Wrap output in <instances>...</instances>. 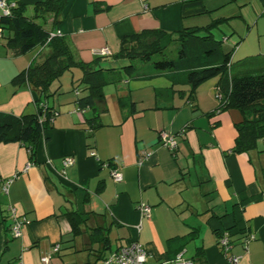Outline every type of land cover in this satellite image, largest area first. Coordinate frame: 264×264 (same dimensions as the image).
I'll list each match as a JSON object with an SVG mask.
<instances>
[{
	"label": "crops",
	"instance_id": "0c3cea01",
	"mask_svg": "<svg viewBox=\"0 0 264 264\" xmlns=\"http://www.w3.org/2000/svg\"><path fill=\"white\" fill-rule=\"evenodd\" d=\"M14 1L24 3L32 17L41 0ZM248 6L256 17L264 0H68L58 22L53 24V14L37 19L47 31L62 33L77 61L113 68L94 76L115 81L102 87L92 106L81 107L78 99L89 89L81 82V67L73 66L43 99L55 114L34 155L22 142H0V264H40L55 244L59 250L47 264H105L112 249L134 240L147 250L145 264H173L178 254L192 264H233L227 255L240 256L236 264H264V137L249 150H234L236 124L252 113L218 110V77L190 92L182 71L136 73L138 67L123 68L127 61L118 65L125 36L143 30L204 32L217 19V27L235 19L251 22ZM223 40L233 56L229 38ZM102 48L106 55L96 53ZM49 50L45 43L16 54L5 34L0 36V112H36L38 92L13 81ZM238 56L241 66L233 73L231 64L232 74L264 71L262 65L244 66L254 55ZM160 131L182 132L174 151L161 145ZM66 156L74 163L63 168ZM116 166L120 182L111 176ZM85 195L89 217L74 234L67 212L80 208ZM140 202L150 205L149 218L138 211ZM8 205L29 221L18 237L10 234ZM221 231L230 241L226 256L218 245Z\"/></svg>",
	"mask_w": 264,
	"mask_h": 264
},
{
	"label": "trees",
	"instance_id": "16d2710c",
	"mask_svg": "<svg viewBox=\"0 0 264 264\" xmlns=\"http://www.w3.org/2000/svg\"><path fill=\"white\" fill-rule=\"evenodd\" d=\"M67 3L68 0H41L34 4V15L29 17L25 14L26 5L15 1L10 15H0V26L6 43L16 54L25 53L39 44L46 43L50 48L42 62L30 64L15 76L13 81L19 84L27 83L38 92L40 97L37 100L36 112L21 115L0 112V142H22L29 148L31 156L35 153L40 133L48 126L53 116V111L43 99L50 96L51 84L64 71L73 66H79L83 70L81 82L87 84L89 94L78 99L81 107L92 106L102 87L115 81L106 75L94 76L95 73H103L104 70L113 68H96L95 62L77 61L63 36H54L48 40L52 31H47L37 19L46 14H53V24L58 22V17ZM105 8L97 6L95 9ZM219 20L206 26L204 32L198 29H182L173 32L143 30L133 33L121 39L118 55L140 62H151L158 71L184 72L190 92L203 81L218 77L217 90L222 95L218 110L236 108L242 113H252L250 118L245 116L242 122L236 124L234 150L246 151L255 147L257 139L264 137V71L243 74L230 72L233 48L226 47L224 40L216 39L212 33ZM175 41L179 44L176 51L174 48L170 49ZM167 52H176V57L173 54L175 58L172 59H152L155 54L162 55ZM123 68L132 71L136 69V65L130 61ZM87 199L85 195L80 208L67 212L74 234L81 232L82 226L87 224L89 213L83 209ZM99 240L107 243V237L101 236Z\"/></svg>",
	"mask_w": 264,
	"mask_h": 264
},
{
	"label": "built area",
	"instance_id": "2783aa9c",
	"mask_svg": "<svg viewBox=\"0 0 264 264\" xmlns=\"http://www.w3.org/2000/svg\"><path fill=\"white\" fill-rule=\"evenodd\" d=\"M15 6L14 0H0V15L8 16L11 14L12 8ZM4 34L3 29L0 27V36ZM54 36H62V33L57 30L55 32H50L48 36V40ZM99 55H106L108 53L107 48H102L96 51ZM217 98L221 99L222 95L220 91H216ZM55 113L53 112V115ZM52 120V118H51ZM182 132L178 134H171L167 131H160L159 132V139L162 146L168 148L170 151H174L177 147L178 135H181ZM95 155L94 153H92ZM74 163V158L72 156H66L61 160V164L63 168L68 167ZM111 176L115 182H120L122 180V174L118 166L111 169ZM11 179L6 180L3 183L2 189L3 192L7 193L9 182ZM137 209L140 214L145 217L149 218L151 214V207L146 202H140L137 205ZM7 213L9 218L11 219L10 225V234L12 237H18L22 234L23 228L29 222L24 216L18 214L17 209L12 206L8 205ZM253 235L248 236L245 242L249 239H252ZM218 245L221 248L222 253L226 256L227 251L230 248V241L228 235L225 231H221L219 238H218ZM59 249V245L55 244L50 253L44 254L40 257V264H47L50 258V255L54 252H57ZM227 260L233 264H236L240 258V256H226ZM147 260V250L145 247L138 242L137 240L131 241L124 245H120L115 249H112L110 253L104 257L103 261L105 264H145ZM173 264H192L191 260L184 259L181 254L176 255L175 259L173 260Z\"/></svg>",
	"mask_w": 264,
	"mask_h": 264
},
{
	"label": "rangeland",
	"instance_id": "374dc122",
	"mask_svg": "<svg viewBox=\"0 0 264 264\" xmlns=\"http://www.w3.org/2000/svg\"><path fill=\"white\" fill-rule=\"evenodd\" d=\"M261 11L257 12L256 17H254L256 9L252 8L251 6H248L247 11L248 15L253 16V21L248 22L247 19L244 21L242 19H235L229 24H221L219 27H216L213 30V34L216 39H222L223 36L229 38L227 43L234 47V53H233V62L231 66V71L235 73L238 68L241 66L238 64L237 57L240 54H251L254 55L253 60L247 62L244 66L247 68H255L258 66H264V18H262L258 24H255L256 21L264 16L261 15V12H264V8H260ZM254 14H253V13ZM226 34V35H224ZM225 43V41H223ZM177 46H179L178 42L175 41L170 46V49L174 48L176 51ZM176 57V52H167L164 54H155L153 55V60H162V59H172ZM236 54V57H235ZM236 58V59H235ZM122 60H119L118 65L120 63H125L128 65L130 61L136 65V73L140 72H150L154 70V66L151 62L143 63L138 62V60L135 59H128V58H120ZM142 63V64H140ZM140 65V66H139ZM106 67V65H105ZM252 72H260L258 71H252ZM111 76H115L116 74H110ZM120 76H123V73H121Z\"/></svg>",
	"mask_w": 264,
	"mask_h": 264
}]
</instances>
